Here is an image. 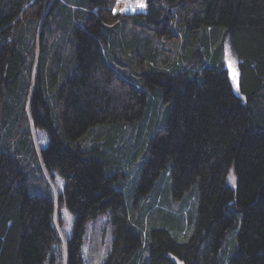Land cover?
I'll return each mask as SVG.
<instances>
[{"label": "trees", "instance_id": "obj_1", "mask_svg": "<svg viewBox=\"0 0 264 264\" xmlns=\"http://www.w3.org/2000/svg\"><path fill=\"white\" fill-rule=\"evenodd\" d=\"M72 1L0 0V264H85L87 225L108 212L106 264H264V0H147L135 16L114 15L115 0ZM222 30L240 54L239 93ZM142 120L137 196L167 170V200L199 186L183 243L156 228L144 246L128 216L112 134ZM31 125L49 137L39 152ZM55 173L60 193L44 176Z\"/></svg>", "mask_w": 264, "mask_h": 264}, {"label": "rangeland", "instance_id": "obj_2", "mask_svg": "<svg viewBox=\"0 0 264 264\" xmlns=\"http://www.w3.org/2000/svg\"><path fill=\"white\" fill-rule=\"evenodd\" d=\"M115 0L113 5V14L122 15L118 11L120 7L116 8ZM63 4H71L75 2L72 0H62ZM79 4V3H78ZM144 13V11H143ZM122 16H129V14H123ZM125 20V19H124ZM131 24L125 29V32L131 31L129 28ZM57 26V22L52 20L50 24V30ZM49 31V30H48ZM222 32V33H221ZM221 33V34H220ZM219 40L224 41V61L226 68L230 73V77L234 83L236 91L240 92L242 71L240 68V54L236 48L234 38L232 35L225 33V31H219ZM162 52H166L165 47H160ZM172 48V47H171ZM170 48V49H171ZM128 70V62L124 61ZM140 72V67L138 68ZM150 99V95H149ZM162 117V112L160 118ZM150 122L142 120L134 125H116L119 126L116 131L113 132L112 136L115 139L116 148H124L126 152L125 156H117L114 158L115 171L118 178V186L121 187L125 193L128 216L132 224L137 228L143 237V245L146 246V241H149V234L153 229L166 228L170 231L173 238L178 242L183 243L189 239L193 232L194 226L190 223L189 217L196 216V211L199 205V186L196 184L183 198L175 200L173 197L166 199L165 196L169 195L167 191L171 189L172 180L169 171H164L160 178L155 184L153 192L146 196H137V187L140 180L141 174V160L139 162H132L134 159L135 152L140 154L142 151V144L146 134L150 128ZM31 135L34 140L35 148L37 152L45 149L49 144V137L47 133L34 125L30 126ZM98 127H95V131L91 133L86 139L85 144L92 142L93 138L97 135ZM33 170L36 171L37 175H42L39 170V163L32 159ZM46 180L53 187L55 192H62L64 188V180L61 176L55 173V176H47L44 174ZM50 177V179H49ZM228 185L236 190L237 188V177L234 170L232 169L228 175ZM62 216L64 225L62 232L67 239H70L75 230L76 217L69 212L67 208L62 209ZM235 236V235H233ZM237 236V230H236ZM235 236V238H236ZM115 235L114 227L111 220V214L105 213L100 215L96 220L90 221L86 228L83 244V257L85 264H106L108 256L113 248ZM231 237V241H233ZM229 240V237H228ZM237 248V239L234 242L229 243L225 250L232 252ZM147 256V254H146ZM229 256V258H230ZM228 262L229 259L226 258ZM142 264V263H141Z\"/></svg>", "mask_w": 264, "mask_h": 264}, {"label": "built area", "instance_id": "obj_3", "mask_svg": "<svg viewBox=\"0 0 264 264\" xmlns=\"http://www.w3.org/2000/svg\"><path fill=\"white\" fill-rule=\"evenodd\" d=\"M147 0H118L116 5V10L118 7L121 8L119 13L122 15H136L141 14L146 9Z\"/></svg>", "mask_w": 264, "mask_h": 264}]
</instances>
